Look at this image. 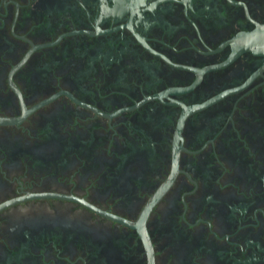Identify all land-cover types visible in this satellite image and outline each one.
Returning <instances> with one entry per match:
<instances>
[{
  "label": "flooded vegetation",
  "instance_id": "obj_1",
  "mask_svg": "<svg viewBox=\"0 0 264 264\" xmlns=\"http://www.w3.org/2000/svg\"><path fill=\"white\" fill-rule=\"evenodd\" d=\"M264 0H0V264H264Z\"/></svg>",
  "mask_w": 264,
  "mask_h": 264
},
{
  "label": "water",
  "instance_id": "obj_2",
  "mask_svg": "<svg viewBox=\"0 0 264 264\" xmlns=\"http://www.w3.org/2000/svg\"><path fill=\"white\" fill-rule=\"evenodd\" d=\"M244 48L264 54V24H257L256 28L242 36Z\"/></svg>",
  "mask_w": 264,
  "mask_h": 264
}]
</instances>
